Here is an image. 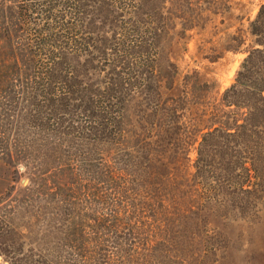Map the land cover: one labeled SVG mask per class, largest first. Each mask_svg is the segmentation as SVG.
Instances as JSON below:
<instances>
[{
	"label": "rangeland",
	"instance_id": "obj_1",
	"mask_svg": "<svg viewBox=\"0 0 264 264\" xmlns=\"http://www.w3.org/2000/svg\"><path fill=\"white\" fill-rule=\"evenodd\" d=\"M27 1L0 0V264L66 262L65 230L83 189H140V180L152 188L149 174L164 173L161 163L113 154L112 136L97 130L121 125L130 131L125 146L138 149L159 83L164 101L178 95L169 115L194 133L184 166L170 159L166 168L187 192L184 208L196 212L173 236L178 264H264V201L219 187L218 202H202L220 173L205 176V189L196 175L206 130L199 131L220 126V100L256 45L251 23L263 1L69 0L80 11L79 51L33 31L22 12ZM57 47L60 57L42 66L39 54ZM120 110L121 123L108 121ZM230 111L243 119V110ZM209 150L220 151V141Z\"/></svg>",
	"mask_w": 264,
	"mask_h": 264
},
{
	"label": "trees",
	"instance_id": "obj_2",
	"mask_svg": "<svg viewBox=\"0 0 264 264\" xmlns=\"http://www.w3.org/2000/svg\"><path fill=\"white\" fill-rule=\"evenodd\" d=\"M257 17L251 23V35L255 46L248 51L235 83L225 91L220 100V126H207L202 135L199 157L196 163L200 188L205 189V176L217 178L220 184L208 185L211 195L200 194L202 202H218V188L221 192L242 193L254 196L256 202L264 201V0ZM69 0H28L22 12L28 26L42 36L48 34L50 40L66 38L65 45L72 51L83 47L81 40L80 11ZM61 47L55 48L50 55L40 53L42 62L50 67L60 57ZM43 51V49H41ZM40 52V51H39ZM46 56V57H45ZM47 58V62L44 59ZM165 86L159 83L160 100L150 109L154 111L153 121L146 120L140 129V146L128 149L125 141L130 131L121 125L111 129L100 126L98 132L109 133L112 153L118 156L137 157L145 161H158L163 172L152 171L149 176L155 179L152 188L147 180H140V189H83L77 202L74 220L66 226L65 244L68 251L63 264H178L175 256L173 236L187 213L186 190L177 185V176L166 173L172 159L181 169L183 161L189 159L192 130L180 123L175 106L179 103L174 94L164 101ZM108 102L104 106L108 107ZM224 108L243 110V119H234L238 113L224 112ZM105 111V109H104ZM117 117H107L108 121L121 123L124 111ZM235 124H230L229 120ZM180 119L179 121H176ZM149 120V119H148ZM242 121V122H241ZM102 129V130H101ZM213 141H220V151L211 152ZM102 141L96 142L95 150L100 157ZM209 155L217 156L220 165L214 167ZM147 174V172H146ZM188 177V172L181 178ZM218 176V178H219ZM204 177V178H203ZM205 181V182H204ZM219 181V179H216ZM129 184V181H128ZM127 184V186H128ZM212 194L215 196H212ZM203 206V204H200ZM175 257V258H174ZM171 259L169 263L168 260ZM64 260V259H63ZM179 264H182L179 262Z\"/></svg>",
	"mask_w": 264,
	"mask_h": 264
}]
</instances>
